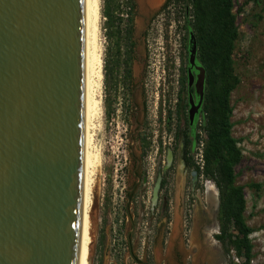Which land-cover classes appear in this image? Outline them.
I'll return each instance as SVG.
<instances>
[{"label": "rangeland", "instance_id": "1", "mask_svg": "<svg viewBox=\"0 0 264 264\" xmlns=\"http://www.w3.org/2000/svg\"><path fill=\"white\" fill-rule=\"evenodd\" d=\"M99 2L103 65L100 113L92 127V145L97 149L98 164L91 205L94 238L90 244V264H131L121 246L128 228L123 204L124 192L134 180L131 173L133 158L141 160L149 190L153 173L158 169L159 154L164 156L175 128L176 98L179 102V131L183 132L186 127L187 69L190 71L194 66L189 65L188 56L194 39L187 31L189 7L185 0H179V8L171 7L167 13L160 14L149 25L144 39L137 38L142 25L138 18H134L135 42L132 45L125 34V0H108V4L114 7L113 15L122 20L106 31L102 16L104 2ZM139 2L141 6L142 2ZM231 11L235 15L237 34L230 54L236 78L228 96L232 108L230 134L236 139L241 153L240 161L233 168L234 184L242 187V215L252 229L248 236L250 263L264 264V0H233ZM193 91L197 92L195 87ZM197 130L193 126L184 135L194 162L200 164L199 150L195 148L196 145L199 148L200 143L196 144L191 138ZM197 134L202 142L203 135ZM208 184L213 186L217 198L213 183L202 176L198 177L188 200L185 196L183 200L179 191L178 203L177 191H174L173 228L179 223L181 236L178 242L183 248L181 259L183 264H240L242 259L235 258L231 251L226 256L213 237L218 233V202L212 212L206 211L205 188ZM133 205L129 212H132L138 228L134 237L139 238L138 243H150L152 235L148 228L151 230L160 218L157 215L151 218L147 200L141 205L148 216H140V207L137 203ZM206 213H212L207 217L210 220H207ZM212 222L210 227L214 231H206L205 226ZM173 228L169 246L176 235ZM155 262H158L157 257Z\"/></svg>", "mask_w": 264, "mask_h": 264}, {"label": "water", "instance_id": "2", "mask_svg": "<svg viewBox=\"0 0 264 264\" xmlns=\"http://www.w3.org/2000/svg\"><path fill=\"white\" fill-rule=\"evenodd\" d=\"M83 34V0H0V264H78Z\"/></svg>", "mask_w": 264, "mask_h": 264}, {"label": "trees", "instance_id": "3", "mask_svg": "<svg viewBox=\"0 0 264 264\" xmlns=\"http://www.w3.org/2000/svg\"><path fill=\"white\" fill-rule=\"evenodd\" d=\"M185 1L189 7L187 31L193 36L195 57L205 71L202 120L198 127L204 133V138L199 153L201 162L195 168L200 176L213 183L217 191L218 233L213 235L214 239L226 256L231 251L235 258L242 259L240 264H251L248 236L252 229L246 225L242 215V187L234 184L233 168L240 161L241 153L236 139L230 134L232 108L228 96L236 83L230 58L237 34L235 15L231 11L233 0ZM103 2V28L106 31L122 19L113 15L114 7L108 4V0ZM133 6L132 0H125L127 37L131 29ZM194 139L197 143L201 140L199 136H194ZM187 141L185 138V145Z\"/></svg>", "mask_w": 264, "mask_h": 264}, {"label": "flooded vegetation", "instance_id": "4", "mask_svg": "<svg viewBox=\"0 0 264 264\" xmlns=\"http://www.w3.org/2000/svg\"><path fill=\"white\" fill-rule=\"evenodd\" d=\"M139 1L142 2L141 6ZM132 3L134 6L131 13L132 21L129 34V40L132 41V43L135 42V36L133 34L134 18H138L142 25V29L139 31L137 38L144 39L149 25L153 23L160 14L167 13L171 7L175 8L176 6V8H179V0H132ZM140 8H142V12H140ZM194 59L196 61L194 66H199L203 69L195 56ZM190 71L192 74V81L190 84L191 102L194 106L197 105V108H195L192 118L189 120L187 113L189 108V98L186 85V127L183 132L179 131V121L177 119L179 115V102L178 98H176L174 104V117L176 121L175 128L170 138V142H167L169 147L164 152V156L159 154L157 163L158 169L153 173V179L150 182L149 190L147 176L142 173L141 160L133 158V167L131 173L134 180L130 187L124 192L125 200L123 204L124 214L128 221V228L124 232V242L121 246V249L125 250L126 257L131 264H171V262L174 264H183V260L181 259L183 248L181 247L180 242H178V237L180 238L181 236V229H179V223L173 228L174 220L172 199L174 196V191L176 190L178 203L179 196L181 195H179V191L182 193V199L185 196V200H188V195H191V192L193 191L192 188H195V185L198 182V177H200L195 168V165L198 163L194 162L193 156H191L190 151L187 149L188 141L185 145V135L190 132L188 130H190L193 126L198 128L199 123L202 120V105L205 87V71L203 69V82L202 78H199V82L202 83L201 98H199V94L197 92L194 93L193 91L198 71L193 67H191ZM184 133L186 134L184 135ZM197 133H201L204 137V133L199 131V128L197 132L194 133V136L198 137ZM191 136L193 141L197 144L194 136ZM198 142L201 146V140H198ZM195 148L198 149L200 153V147L197 148L196 145ZM180 161L182 164L181 168L179 166ZM144 198L149 202L151 210L149 215L153 216L151 218L153 219L155 215H157V218H160V221L158 220V223L155 222L151 230L148 228V232H150L152 235L150 243L137 242L139 238L134 236L136 229L138 228L133 222L132 212H129V209L133 208V204L137 203V207H140L138 208L140 216H148L146 212H143L144 206L141 205V203L145 202ZM182 199L181 202L183 203ZM177 211L179 212L178 209ZM211 216L212 213H206V218ZM162 218H164L163 221L161 220ZM207 220H210V218H207ZM176 222H178V220H176ZM212 224L213 222L205 226V230L208 231L207 229H209L211 231L210 228L212 227L210 226H212ZM172 228L175 229L176 235L171 240V244L169 246L168 239ZM155 251H157V253H155ZM155 257L158 258L157 263L155 262Z\"/></svg>", "mask_w": 264, "mask_h": 264}, {"label": "bare ground", "instance_id": "5", "mask_svg": "<svg viewBox=\"0 0 264 264\" xmlns=\"http://www.w3.org/2000/svg\"><path fill=\"white\" fill-rule=\"evenodd\" d=\"M99 0H83V68H84V149H83V200L81 236L78 253V264H90L89 257L94 224L91 205L94 196V175L98 164V155L93 149V121L99 110V97L102 81V45L99 23ZM102 99V98H101ZM101 109V108H100ZM97 120V119H96ZM100 152V151H99ZM101 158V157H100ZM180 168L182 166L180 161ZM207 212L217 206V198L212 185L205 188ZM93 210V209H92ZM97 229V228H96ZM214 231L213 227L210 228ZM96 234V233H95ZM94 238V237H93Z\"/></svg>", "mask_w": 264, "mask_h": 264}]
</instances>
